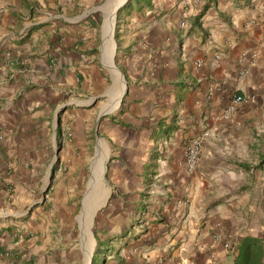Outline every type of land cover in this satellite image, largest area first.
<instances>
[{"label": "crops", "instance_id": "obj_1", "mask_svg": "<svg viewBox=\"0 0 264 264\" xmlns=\"http://www.w3.org/2000/svg\"><path fill=\"white\" fill-rule=\"evenodd\" d=\"M136 3L119 14L125 87L103 108L108 149L96 106L64 101L118 85L103 37L95 46L88 26L65 18L81 0H0V264L84 263L92 134L94 155L103 141L109 159L93 264H264V0ZM204 131L188 171L187 145Z\"/></svg>", "mask_w": 264, "mask_h": 264}, {"label": "rangeland", "instance_id": "obj_2", "mask_svg": "<svg viewBox=\"0 0 264 264\" xmlns=\"http://www.w3.org/2000/svg\"><path fill=\"white\" fill-rule=\"evenodd\" d=\"M113 1L114 0H111L109 2H107V0H81L82 5L79 7L80 10L75 9L74 11H70V12L68 11L69 14L66 15L65 18H67L68 22H70V23H81V25L88 26V29H90V32L88 34L89 36L86 39V41L92 40L93 44H95V46H96L98 41H100V39L102 38V25H103V19H104L102 9L108 8L111 4H113L112 3ZM136 2H137V0H128L122 7L119 8V10L116 12V15H115L113 35H112L113 45H114V46L112 45V48H113L112 61H113V64L117 68L118 71H120V68H119L118 63H117V57L115 56V52H116V47H117L116 30H117V26L119 25V14H120L121 10H123L125 8L129 9L130 4L133 7L131 6V8L129 10L137 8ZM145 3L147 4L148 1ZM44 4L46 5V10L51 9L50 7H48L47 1H44ZM50 14H52V13H50ZM46 16L48 17L49 21H52L53 19H55V18H52L48 15H46ZM94 50H95V48H93V50L89 51V52L96 54L95 60L97 61L98 56H97L96 51L93 52ZM101 70H102V74L105 75V73H107L104 66L101 67ZM124 87H125V83H124ZM115 89H117V87L113 88L112 90L111 89L105 90V86L104 87L102 86V88H100V89L99 88L98 89L97 88L92 89L91 93L90 92L88 93V91L83 92L82 96L73 97L72 94L68 93L65 95V98H64V101H69L71 103L77 104L81 109L89 108V106H92V105L94 107L96 106V110H95L96 113L95 114H97V116H98V127H97V130L95 131V134L97 135V140L98 139L103 140L106 143L108 149H110V147H109L108 141L104 138L105 135H103V125L101 123L103 122V119L108 116V114H106L107 112H103V108L105 107V105H108V102L110 101V96L112 95L113 92L116 91ZM95 114L93 116H95ZM91 115L92 114H90V116ZM93 136L94 135L92 134V136L88 140L87 149L85 150V154L83 155V166L82 167L84 169L83 172H84L85 176H84L83 180L81 181L82 184L80 185L81 186V189H80L81 191L79 193L80 195L82 194L83 190L85 189V187H87V185L89 183L88 172H89V164H90L91 160L93 158L94 159L92 162H95L96 160H98L99 155L100 154L102 155V153L105 149V143L103 141L102 142L100 141L99 147H100L102 152L96 156L94 155L95 139ZM96 143H97V141H96ZM54 149L56 150L57 146L54 147ZM58 149H59V147H58ZM108 162H109V159L107 157L106 162L104 164V177L102 178V180L99 183V185H100L99 190H95L92 187V189H90V191H88V192L86 191V193L84 195V197H86L85 208L83 207V209L81 211L82 216L79 219L77 217L79 226H80V224H82L79 227V229L81 228L80 230H81L82 236H84V238L87 239V230L91 233L90 237H89V242L87 240L86 244H82V248L85 249L86 247H88L89 243H93L92 251H91L90 257H89V260H91V263L89 261L90 264H93V261H94L93 256L98 252V248H99V241L97 242L95 240V237L93 234V228L94 229L96 228V230L105 229L104 228L105 227L104 222H102L100 219V214L103 212V208L101 209V207L103 206V203H104V199L102 200L101 197L103 196L104 191L109 190L108 183L106 181V172H107V168L109 166ZM54 164H55V162H54ZM48 175L50 177L46 176V178L50 184V182L53 178V173L49 172ZM87 180H88V182H87ZM92 197H94L95 199L93 198V201L89 202L90 200H92ZM94 200H95V202H94ZM87 204L90 205L91 207H89ZM97 204H98L97 208H92L93 205H97ZM87 206H88V208H87ZM90 208L93 209L92 213L89 215L88 214L86 215L85 214L86 210L88 212ZM78 211H79V209H76V211L73 213V215H71L72 220H73V223H72L73 225H72V228L70 230L71 231L70 232V243H71L72 250L77 252L78 255H81L80 254V247H79V244L77 242L78 229L76 227V221H75V215H77ZM82 217H83V223H81V221H80L82 219ZM101 237H103V236H101ZM92 253H93V256H91ZM102 257H104L105 259L107 258V260H108V257L106 255L102 256ZM83 259H84L83 264H85L87 258L83 257Z\"/></svg>", "mask_w": 264, "mask_h": 264}, {"label": "bare ground", "instance_id": "obj_3", "mask_svg": "<svg viewBox=\"0 0 264 264\" xmlns=\"http://www.w3.org/2000/svg\"><path fill=\"white\" fill-rule=\"evenodd\" d=\"M117 0H114L108 8H104L102 9L103 11V15H104V19H103V25H102V37L104 40V43L106 42L105 46L106 49L103 52V56L102 59L104 60V64L110 69L111 73L114 75V77L116 78L118 85H117V89H115L116 91L113 92L114 96L113 101H115L114 103L112 102L110 104V108H113L116 105V102H118L121 94L124 91V83L122 81L121 78V73H119V71L116 69V67L114 66L113 62H112V45H113V39H112V35H113V28H114V21H115V15H116V5L119 6L121 4H123L126 0H118L117 4H116ZM106 161V155H99L98 160H96L95 162H91V173H92V181H93V189L95 190H99L100 188V181L103 178V174H104V164ZM105 191L103 192V196H104ZM90 200L89 202L93 201ZM90 199V198H89ZM95 199V198H94ZM88 201V200H87ZM88 205V204H87ZM89 207H91L90 205H88ZM87 206V208H88ZM94 208V207H92ZM90 208L89 211L87 212L86 210V215L91 214L93 209ZM81 223H83V217L80 220ZM89 237H90V232L87 230V240L89 242ZM92 246L93 243H89L88 247H86L84 249V253H85V258L86 262L85 264H89V257H90V253L92 251Z\"/></svg>", "mask_w": 264, "mask_h": 264}, {"label": "built area", "instance_id": "obj_4", "mask_svg": "<svg viewBox=\"0 0 264 264\" xmlns=\"http://www.w3.org/2000/svg\"><path fill=\"white\" fill-rule=\"evenodd\" d=\"M197 64H199V62H197ZM240 78L244 77V72H241L239 75ZM243 101V98L240 95H236L234 97V103H239ZM233 111V106L230 105L229 107H227V109L225 110L223 117L228 119L230 114ZM210 138V134L208 131H204L203 133H201L200 135L194 137L193 139L190 140V142L187 145L186 148V152H185V158H184V166L186 168V170L188 171H193L197 165L199 156H200V152H201V147L202 144L207 141ZM219 236L215 235L214 236V240L216 242H219ZM223 246L226 248L228 245L227 243H223Z\"/></svg>", "mask_w": 264, "mask_h": 264}, {"label": "water", "instance_id": "obj_5", "mask_svg": "<svg viewBox=\"0 0 264 264\" xmlns=\"http://www.w3.org/2000/svg\"><path fill=\"white\" fill-rule=\"evenodd\" d=\"M109 1H111V0H107V2H109ZM127 1H128V0H126L123 4H121V5H119V6L116 5V12H117V11L119 10V8L122 7ZM107 2H106V3H107ZM117 3H118V2H116V4H117Z\"/></svg>", "mask_w": 264, "mask_h": 264}]
</instances>
